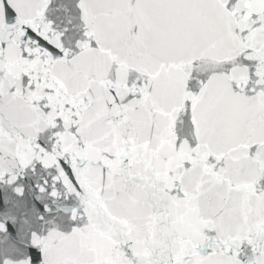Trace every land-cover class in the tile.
<instances>
[{
    "label": "snow or ice",
    "instance_id": "obj_1",
    "mask_svg": "<svg viewBox=\"0 0 264 264\" xmlns=\"http://www.w3.org/2000/svg\"><path fill=\"white\" fill-rule=\"evenodd\" d=\"M0 264H264V0H0Z\"/></svg>",
    "mask_w": 264,
    "mask_h": 264
}]
</instances>
